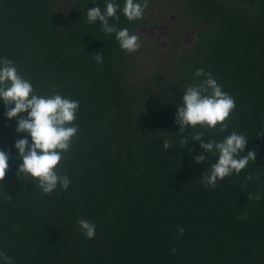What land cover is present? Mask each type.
I'll return each mask as SVG.
<instances>
[{"label": "trees", "instance_id": "trees-1", "mask_svg": "<svg viewBox=\"0 0 264 264\" xmlns=\"http://www.w3.org/2000/svg\"><path fill=\"white\" fill-rule=\"evenodd\" d=\"M147 3L140 20L120 12L109 20L140 37L128 54L87 21L86 10L105 0H0V57L38 93L79 101L78 133L58 166L71 183L48 195L17 176L20 135L0 105V149L12 157L0 181V251L15 264H264V0ZM148 25L163 29L150 36ZM197 68L236 107L225 132L197 126L188 140L236 131L249 140L245 153L256 152L215 188L201 180L215 158L197 164L203 150L181 144L174 122ZM80 219L95 223L93 239Z\"/></svg>", "mask_w": 264, "mask_h": 264}, {"label": "clouds", "instance_id": "clouds-1", "mask_svg": "<svg viewBox=\"0 0 264 264\" xmlns=\"http://www.w3.org/2000/svg\"><path fill=\"white\" fill-rule=\"evenodd\" d=\"M147 6V0H123V7L119 0H105L103 8L95 5L87 9L86 18L91 24L99 22L105 34H115L121 50L131 54L140 48V37L128 28H118L109 20H118V12L129 22L140 20ZM92 57L97 64L103 63V53ZM181 100L174 117V122L179 126L177 132L181 134L180 143L186 146L191 141L199 143L203 152L193 157L197 164L209 162V155L215 158V163L201 178L205 187L215 188L218 181L232 174L238 175L249 162L255 161L254 150L245 153L249 140L243 133L232 131L222 139L206 140L201 131L193 135L190 141L188 135L184 134L188 128L197 126L205 131L218 127L221 133L228 128L227 120L236 107L235 98L223 90L212 73L197 68L193 73V82L182 91ZM0 105L5 108V118L15 120L14 131L20 135L13 145L17 153L15 158L20 161L17 176H24L45 195L58 188L67 190L71 181L58 171V166L78 133V125L74 121L79 101L62 96L59 92L38 93L32 81L20 74L12 59L0 57ZM261 134H264V128L258 129L257 136ZM162 147L169 149L167 139L163 140ZM11 158L9 151L0 149V181L4 180ZM247 179L251 180L252 175L249 174ZM255 199L259 200V195ZM77 224L85 239L96 236V225L91 220L80 219ZM178 232L183 234L184 229L181 227ZM0 264H15V261L0 251Z\"/></svg>", "mask_w": 264, "mask_h": 264}, {"label": "flooded vegetation", "instance_id": "flooded-vegetation-1", "mask_svg": "<svg viewBox=\"0 0 264 264\" xmlns=\"http://www.w3.org/2000/svg\"><path fill=\"white\" fill-rule=\"evenodd\" d=\"M165 27H167V25H164ZM158 27V26H157ZM156 27V28H157ZM156 28L155 27H153V25H148V26H146V28L144 29V31H146V33H149V35L150 36H153V33H154V30H156ZM159 28H162L163 29V27L161 26H159ZM165 33V32H164Z\"/></svg>", "mask_w": 264, "mask_h": 264}, {"label": "rangeland", "instance_id": "rangeland-1", "mask_svg": "<svg viewBox=\"0 0 264 264\" xmlns=\"http://www.w3.org/2000/svg\"><path fill=\"white\" fill-rule=\"evenodd\" d=\"M161 27V26H160ZM158 28H159V26H158Z\"/></svg>", "mask_w": 264, "mask_h": 264}]
</instances>
